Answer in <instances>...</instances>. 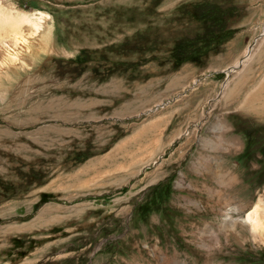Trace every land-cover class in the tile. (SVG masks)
Instances as JSON below:
<instances>
[{
	"label": "rangeland",
	"instance_id": "1",
	"mask_svg": "<svg viewBox=\"0 0 264 264\" xmlns=\"http://www.w3.org/2000/svg\"><path fill=\"white\" fill-rule=\"evenodd\" d=\"M0 4V264H264V0Z\"/></svg>",
	"mask_w": 264,
	"mask_h": 264
},
{
	"label": "bare ground",
	"instance_id": "2",
	"mask_svg": "<svg viewBox=\"0 0 264 264\" xmlns=\"http://www.w3.org/2000/svg\"><path fill=\"white\" fill-rule=\"evenodd\" d=\"M46 19L47 17L42 13H38L37 17L34 14L26 16L13 13L0 4V73L9 65L15 66L23 62L21 52L29 50L27 36L37 32ZM24 24H27L30 30H23ZM29 31L32 32L28 33ZM253 51V44L247 46L234 64L225 69V73L229 75L244 68L251 59ZM243 222L248 225L252 235L260 236L264 233V206L260 199L246 213Z\"/></svg>",
	"mask_w": 264,
	"mask_h": 264
},
{
	"label": "trees",
	"instance_id": "3",
	"mask_svg": "<svg viewBox=\"0 0 264 264\" xmlns=\"http://www.w3.org/2000/svg\"><path fill=\"white\" fill-rule=\"evenodd\" d=\"M40 202H44L43 198L40 200Z\"/></svg>",
	"mask_w": 264,
	"mask_h": 264
}]
</instances>
